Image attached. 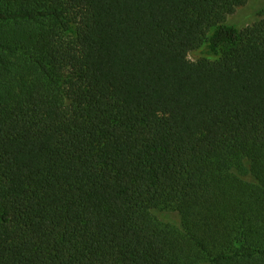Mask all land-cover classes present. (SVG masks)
<instances>
[{
	"label": "trees",
	"instance_id": "1",
	"mask_svg": "<svg viewBox=\"0 0 264 264\" xmlns=\"http://www.w3.org/2000/svg\"><path fill=\"white\" fill-rule=\"evenodd\" d=\"M250 2L0 0V264H264Z\"/></svg>",
	"mask_w": 264,
	"mask_h": 264
},
{
	"label": "rangeland",
	"instance_id": "2",
	"mask_svg": "<svg viewBox=\"0 0 264 264\" xmlns=\"http://www.w3.org/2000/svg\"><path fill=\"white\" fill-rule=\"evenodd\" d=\"M262 9H264V0H251L243 9L237 11L233 16L228 17L227 23L236 24L241 30H246L248 26L253 24L255 14ZM201 57L200 50L192 52L189 55L191 61H197Z\"/></svg>",
	"mask_w": 264,
	"mask_h": 264
}]
</instances>
